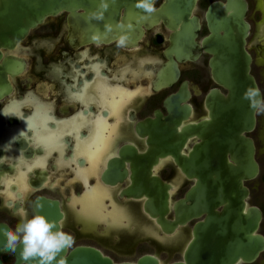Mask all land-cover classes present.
<instances>
[{
    "label": "flooded vegetation",
    "instance_id": "1",
    "mask_svg": "<svg viewBox=\"0 0 264 264\" xmlns=\"http://www.w3.org/2000/svg\"><path fill=\"white\" fill-rule=\"evenodd\" d=\"M161 1L155 0V7ZM211 1H197L199 37L207 33L204 12ZM68 13L61 9L45 17L12 48L0 46V65L7 55L25 63L19 73H6L11 91L0 97V227L14 229L24 212L31 218L42 201H57L58 229L75 237L68 252L89 247L114 263L151 255L170 264L187 263L196 250L195 263L206 264L204 256L214 248L213 220L224 204L215 200L209 180L204 183L188 169L221 127L214 109L219 93L227 91L211 75L209 54L202 49L195 59L178 61L171 53L178 76L153 90L152 80L169 60L163 51L171 30L163 22L142 26L134 46L118 48L116 37L74 49L65 39ZM247 21L246 47L257 81L253 65L256 56L264 62V25L252 32ZM258 125L257 112L253 130L244 132L254 141L256 159ZM173 131L180 136L179 162L171 149L155 151L157 140L168 141L163 138ZM222 158L233 162L227 151ZM263 175L260 167L264 185ZM113 179L118 181L110 184ZM253 180L243 182L249 191L246 206L259 207L263 219L264 191L262 201L252 203ZM135 184L146 188L136 196L124 193ZM162 198L167 230L149 212ZM4 239L0 234L1 263L24 264L3 246ZM263 253L235 264H254Z\"/></svg>",
    "mask_w": 264,
    "mask_h": 264
},
{
    "label": "water",
    "instance_id": "2",
    "mask_svg": "<svg viewBox=\"0 0 264 264\" xmlns=\"http://www.w3.org/2000/svg\"><path fill=\"white\" fill-rule=\"evenodd\" d=\"M197 1L162 0L156 6L157 12L147 14L135 6L137 0H104L108 5L106 11L101 7V0H0V46L12 48L30 27L61 9L70 10L66 19L68 30L65 39L74 49L90 41L108 42L121 35L128 37L126 46H134L144 31L142 26L148 28L163 22L171 30L170 44L163 51L169 60L163 62L156 78L152 80L153 90L170 85L178 76L179 71L171 53L178 61H182L195 59L202 49L207 52L211 75L227 93H219L214 109L221 126L219 136L215 133L211 137V145H205L201 149V156L196 159L197 164L188 169L191 175L202 178L204 183L209 180L212 192L216 195L215 200L224 204L223 211L213 220L214 248L205 254L207 259L204 262L235 264L239 259L253 262L264 251V235L258 231L262 212L256 205L246 206L249 191L243 183L255 179L260 172L254 141L244 134L253 130L257 112L250 108L249 101L243 99V94L250 87L259 88L251 73L252 57L246 47L250 29L247 21L248 4L246 0L211 1L204 12L207 33L199 37L201 22L195 13ZM121 7H124L123 15L118 22ZM77 8H83L84 12H76ZM101 12L102 20L90 18L91 14ZM24 65L21 58L12 55L2 59L0 97L11 91L6 73L10 76L17 74ZM214 119L217 121L216 117ZM163 139L168 141L163 143L157 140L156 147L159 148L155 149L156 154L171 149L179 162L177 147L180 136L173 131ZM225 151L229 152L232 163L222 158ZM116 181L118 180H109V183L114 184ZM145 188L142 184H135L124 193L136 196L139 190ZM158 188L156 185V194L159 193ZM198 193H202L201 188ZM160 202L157 208L151 207L149 212L157 216V221L167 230L169 223L163 216L167 209L165 198ZM39 210V214L54 221L59 227L62 212L57 201L44 200ZM197 253L198 251L193 250L187 263L170 264H198L195 263L200 259ZM15 254L20 261L19 247ZM61 260L63 264H160L151 255L141 256L136 263H114L89 247H77L70 252L66 249L57 257V262Z\"/></svg>",
    "mask_w": 264,
    "mask_h": 264
},
{
    "label": "clouds",
    "instance_id": "3",
    "mask_svg": "<svg viewBox=\"0 0 264 264\" xmlns=\"http://www.w3.org/2000/svg\"><path fill=\"white\" fill-rule=\"evenodd\" d=\"M135 6L147 14L158 11L155 0H137ZM101 7L104 11L107 10L108 5L104 0H101ZM90 18L102 20L103 13H93ZM106 27L110 30L109 26ZM127 43V35H121L116 41L118 48L125 47ZM243 99L249 101V106L254 112L264 113V96H261L258 87L248 88L243 94ZM0 234L5 237L3 246L7 250L16 252L19 247L24 264H63L62 260L57 262V257L75 244V237L59 230L54 221L41 214L29 218L27 212L21 214L14 229L0 227Z\"/></svg>",
    "mask_w": 264,
    "mask_h": 264
},
{
    "label": "rangeland",
    "instance_id": "4",
    "mask_svg": "<svg viewBox=\"0 0 264 264\" xmlns=\"http://www.w3.org/2000/svg\"><path fill=\"white\" fill-rule=\"evenodd\" d=\"M249 1V11L247 15V19L251 21L252 24V32L256 31V27L261 24L264 25V0H248ZM253 72L257 77V81L262 90V94L264 96V62L259 59L257 56L255 57V63L253 65ZM259 116V125L256 132V140H257V160L261 167V171L264 168V113H258ZM261 177V176H260ZM259 176L254 179L252 184V195L251 202L258 203L262 201L263 195L260 198V194H262V190L264 191V185L262 180H260ZM260 232L264 234V218L262 219ZM254 264H264V253L260 256V258Z\"/></svg>",
    "mask_w": 264,
    "mask_h": 264
},
{
    "label": "trees",
    "instance_id": "5",
    "mask_svg": "<svg viewBox=\"0 0 264 264\" xmlns=\"http://www.w3.org/2000/svg\"><path fill=\"white\" fill-rule=\"evenodd\" d=\"M263 178H264V175H263Z\"/></svg>",
    "mask_w": 264,
    "mask_h": 264
}]
</instances>
